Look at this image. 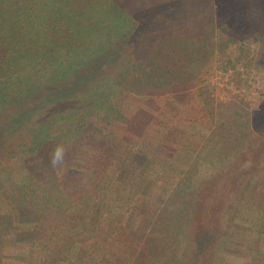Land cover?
Wrapping results in <instances>:
<instances>
[{"label": "trees", "instance_id": "trees-1", "mask_svg": "<svg viewBox=\"0 0 264 264\" xmlns=\"http://www.w3.org/2000/svg\"><path fill=\"white\" fill-rule=\"evenodd\" d=\"M155 1L0 0V264H23L20 251L37 249L40 264L199 263L201 249L181 228L205 185L219 188L225 223L236 226L222 235L253 234L262 245L264 106L257 135L244 138L241 112L226 122L224 105L200 83L219 48L213 38L206 45L203 27L218 25L238 54L264 46V0H169L209 14L176 31L165 26L168 38L141 46L147 26L132 12ZM221 6L234 19L221 17ZM191 104L211 129L200 179L189 170L195 152L184 148L195 137L177 119Z\"/></svg>", "mask_w": 264, "mask_h": 264}, {"label": "rangeland", "instance_id": "rangeland-1", "mask_svg": "<svg viewBox=\"0 0 264 264\" xmlns=\"http://www.w3.org/2000/svg\"><path fill=\"white\" fill-rule=\"evenodd\" d=\"M133 1L139 4L141 0ZM168 1L169 0H156L153 3V7L148 6V8H144L141 6L138 10L133 9L132 21L135 22L139 20L142 26H147V29L145 28L142 32L144 37L141 35L138 41L141 46L143 44L152 43L155 39H157V42L164 40L161 39V37L168 38V35L165 34L167 31L165 26H167V28H174L176 31L181 25L191 23V20L196 22L199 18V21H201L203 19L202 16H208L209 14L206 6H202V4L190 8H181L176 5L166 7ZM231 1L232 0H216L215 2L217 3L216 6H220ZM207 5L209 4L207 3ZM242 6L244 5L242 4ZM223 7L224 6H221V13H219L221 17L228 16V18L234 19L233 12ZM218 16L217 14L213 16L212 24L217 25ZM202 24L206 23L202 22ZM249 25L250 24L247 25L239 21L236 23L237 27ZM146 32L148 33L146 34ZM204 33L205 35L203 36L206 37L207 40L206 45L210 39L213 38L215 43L216 40L219 41V48H214L213 46L214 55L207 63V75L203 77L200 86L205 85L207 87L209 97L216 108H220V105H224L222 110L226 122L233 116L231 114L234 110H239L241 112V118L244 119L242 121L246 120L249 125H247V129H245L240 136L250 138L248 134L252 136L257 135V128L252 127L254 125L257 127V123L255 122L261 117V108L264 106V46L261 45L260 47H256L252 44L249 46L250 52L245 48L246 50H244L243 53L238 54V52L234 50L235 47H237L236 45L225 46L226 37L218 25H205L203 27V34ZM238 36L239 34H236L234 36L235 39L238 38ZM207 46L211 45L208 44ZM239 57H241L240 65H235V68L227 67L225 70L222 69L226 66L227 61L231 60V62H236V59ZM243 63L246 64V67ZM163 103L164 98L158 99L157 104H159V106H162ZM189 106L185 111L180 112V116H178L177 119H182L181 121L184 124H188L191 129H189L191 134L195 137L194 141L197 144H195V146H188L187 140H185L186 146L184 148L188 147L185 153L190 154V156L191 153L195 152L192 158H188L190 163L189 170L193 177L195 176L197 179H200L204 174H207L209 170L208 163L201 161L210 153L211 148L206 140L211 135V129H209L210 125L205 113L200 110L196 104H191ZM239 118L240 116H238L235 121ZM23 129L22 132L27 133V127H23ZM223 129L224 127H219L218 130H216L215 133L216 136L219 137L218 139L223 138L222 134L225 132ZM23 133L20 135H23ZM250 139L253 138L251 137ZM212 159L213 157L210 158L211 162ZM236 162H238V160ZM261 180L263 181L262 177L257 178L258 185ZM240 183H242V180ZM241 185L243 186L244 184L242 183ZM213 192H215V198H212ZM218 194L219 188L217 189L214 185H205L203 191L195 197L198 210L195 211L194 216L190 219V225L181 228L182 233H184V229H187L186 233L190 240V247L195 251L199 249L202 251L200 262L196 264H264V234L259 235L262 241V245L260 242V246L255 243L256 238L252 237L253 234L249 235L248 240H244L242 235H237L236 237L222 235L224 231L236 226L233 224H229L228 226L225 223L224 216H222L223 213L220 211L222 207ZM178 198H181V202H184L187 196L179 193ZM188 198L190 197L188 196ZM211 199L213 204L207 208V201ZM222 201L226 202V200ZM242 229L243 230L239 229V231L245 232V229ZM197 238H199L198 241ZM200 242H202L201 245L196 247V244ZM40 251L42 252V250L38 249L29 250L25 253L21 250L20 255L26 256L27 254V256L24 257L27 260L23 264H40L39 261L42 260ZM29 255H31L30 259L28 257ZM194 262L195 261L192 259L187 261V264H193ZM3 263L13 264L14 262L5 259Z\"/></svg>", "mask_w": 264, "mask_h": 264}]
</instances>
